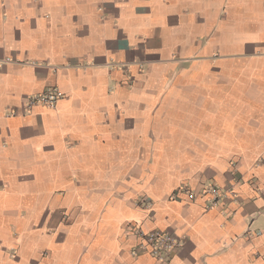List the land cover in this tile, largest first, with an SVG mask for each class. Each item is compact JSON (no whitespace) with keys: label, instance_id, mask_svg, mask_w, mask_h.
Wrapping results in <instances>:
<instances>
[{"label":"crops","instance_id":"obj_1","mask_svg":"<svg viewBox=\"0 0 264 264\" xmlns=\"http://www.w3.org/2000/svg\"><path fill=\"white\" fill-rule=\"evenodd\" d=\"M150 231L264 264V0H0V264H155Z\"/></svg>","mask_w":264,"mask_h":264},{"label":"built area","instance_id":"obj_2","mask_svg":"<svg viewBox=\"0 0 264 264\" xmlns=\"http://www.w3.org/2000/svg\"><path fill=\"white\" fill-rule=\"evenodd\" d=\"M61 94L57 89L49 88L43 93L32 96L28 100V107L41 105L46 108H54ZM182 194L186 195L188 200H193L195 194L186 188H181ZM206 198V208L217 207L228 196L232 195V190H221L214 185L206 187L202 191ZM138 248L151 256L155 264H169L171 257L180 249L181 242L173 234L162 231H150L147 233L138 232Z\"/></svg>","mask_w":264,"mask_h":264}]
</instances>
